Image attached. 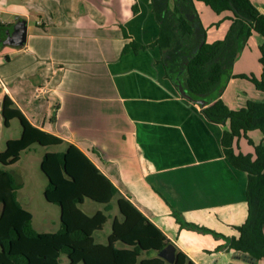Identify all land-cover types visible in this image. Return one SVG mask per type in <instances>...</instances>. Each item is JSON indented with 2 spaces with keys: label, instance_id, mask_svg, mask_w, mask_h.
<instances>
[{
  "label": "crops",
  "instance_id": "0c3cea01",
  "mask_svg": "<svg viewBox=\"0 0 264 264\" xmlns=\"http://www.w3.org/2000/svg\"><path fill=\"white\" fill-rule=\"evenodd\" d=\"M193 1L210 19L215 18L202 2ZM250 2L264 13V0ZM0 18L3 28L17 20L26 26L21 47L0 46V152L8 140L21 135L19 128L16 138L9 136L12 120L7 127L3 124L6 96L31 126L63 142L46 150L31 146L16 164L31 153L39 157L40 167L44 151H63L73 145L163 233L176 252L194 264H254L227 249L224 238L179 224L237 238L235 227L247 218V175L223 153L221 136L226 127L209 122L200 107L184 99L165 77L157 47L122 53L129 40L148 45L157 39L159 25L151 0H0ZM247 41L235 61L250 53L255 69L246 72L258 79L261 39L251 33ZM232 74L244 75L236 68ZM237 83L247 91L245 96L235 98L228 92ZM221 99L231 110H238L247 99L264 102V93L246 79L231 78ZM247 134L264 142L257 130ZM252 149L245 138L237 140L236 153L251 154ZM18 191L17 201L30 212L33 229L43 232L25 208L30 200L23 203ZM114 202L110 221L119 218ZM83 208L87 213L98 210L90 204ZM43 223L50 229L60 227L59 219Z\"/></svg>",
  "mask_w": 264,
  "mask_h": 264
},
{
  "label": "trees",
  "instance_id": "16d2710c",
  "mask_svg": "<svg viewBox=\"0 0 264 264\" xmlns=\"http://www.w3.org/2000/svg\"><path fill=\"white\" fill-rule=\"evenodd\" d=\"M196 1L214 14H230L231 25L224 40L205 43V30L193 0H151L159 25L157 39L148 45L129 40L122 53L157 47L165 77L181 96L198 105L209 122L226 127L221 136L223 153L234 168L247 175V218L235 227L238 237L227 238L193 224H179L188 230L224 238L227 249L256 264L264 259V148L254 146L247 133L257 130L264 138V102L248 101L244 107L231 110L221 95L231 78L246 79L264 93V13L250 0ZM251 33L261 39L258 79L232 74L233 63ZM123 36L129 38L124 31ZM1 116L5 127L17 120L21 135L8 140L0 152V264H61V256L65 257V264H167L157 256L169 244L163 233L73 145H66L63 151H44L42 155L40 170L47 180L43 195L47 203L59 208L60 227L53 233L36 232L30 212L17 201L20 186L10 167L31 146L46 150L63 142L31 126L6 96ZM240 137L253 147V155L235 152ZM86 200L102 209L85 212L81 207ZM113 200L119 218L112 219L106 242L98 243L95 233L101 232L109 220ZM173 264L194 263L176 252Z\"/></svg>",
  "mask_w": 264,
  "mask_h": 264
},
{
  "label": "rangeland",
  "instance_id": "374dc122",
  "mask_svg": "<svg viewBox=\"0 0 264 264\" xmlns=\"http://www.w3.org/2000/svg\"><path fill=\"white\" fill-rule=\"evenodd\" d=\"M193 5L195 8V11L197 13V16L205 30V43L207 44H211L213 42L216 41H221L224 40L225 37L227 36V33L229 31L231 22L228 20V17L230 16L228 13H220V14H215V18L210 19L209 16H207L205 10L199 6L195 1H193ZM6 18H4V16H2V21L5 20ZM2 26H0V31L2 30ZM3 38V37H2ZM247 40L244 43L247 44ZM253 44V41H249V46H251ZM243 49V48H242ZM252 50H255V48L253 47ZM249 51V50H248ZM242 50L240 51L237 59L240 56ZM250 53L245 52L244 56L241 58L240 62H234V68L232 66V70L236 68V71L240 74H244L248 77L253 76L254 78H257L254 73L251 71L250 72H246L247 70H253L255 69V67L253 66L251 59H250ZM257 64L259 65L258 61ZM227 89V85L226 88L224 89V91ZM232 92L233 96L235 98H239L242 96H245V92L247 94L246 90H242L239 89V84H235V85H230V88L228 90V92ZM223 94V93H222ZM261 97H263L261 95ZM223 101V100H222ZM251 101V99H247V102ZM224 102V101H223ZM228 108L229 106L226 105ZM230 109V108H229ZM19 124L17 122V120H12L11 121V126L9 128L8 134L9 136H11L12 138H16L18 136V131H19ZM249 136V134H247ZM249 138V137H248ZM251 141L253 139L249 138ZM255 144H254V143ZM254 146H262L264 148V142H256V141H252ZM250 147H252L251 145H249ZM253 148V147H252ZM253 151V149H252ZM254 151L251 153L253 155ZM244 154V153H242ZM37 159H39L38 156L34 155V154H28V157L25 159V155H23L21 157V161L13 166L10 167V169L12 168L15 175H16V182L20 183L22 185L21 189H19L18 191V196L19 198H21L23 200V203H26L25 200H30V202H28V204L25 206V208H27L28 210L30 209V211L33 213L34 215V219L37 222L35 223V227H37V224L39 226V231H43V232H50L51 230H57L58 225L56 224L55 227H53L54 229H50L49 226L45 227V225H43V221L44 220H52L55 221L57 223L58 221V215H59V208L54 205V204H48L44 197H43V193H42V189L44 188V186H46L47 184V180L45 178V176L42 174L40 167L37 165L38 161ZM27 174H25V172ZM31 204V205H30ZM87 204L92 205L95 209L101 210L102 206L98 205V204H94L91 203L90 201L86 200L85 203L83 204V206L81 207L82 210L84 209L83 207ZM85 211V210H84ZM86 212V211H85ZM110 224L111 221L108 220L106 222V224L104 225L103 229L101 232H97L95 233V241L98 243H102L104 244L106 241L104 239L105 235H108L110 232ZM41 232V233H43ZM153 254V253H152ZM151 254V256H152ZM154 255V254H153ZM61 264H65V257L61 256ZM256 264H264V259L259 260V262L257 261Z\"/></svg>",
  "mask_w": 264,
  "mask_h": 264
},
{
  "label": "water",
  "instance_id": "95a60500",
  "mask_svg": "<svg viewBox=\"0 0 264 264\" xmlns=\"http://www.w3.org/2000/svg\"><path fill=\"white\" fill-rule=\"evenodd\" d=\"M1 31L3 32L0 36V46L21 47L25 43L26 26L24 21L17 20L13 25L3 28ZM175 254V247L169 243L157 253V256L167 264H173L175 262Z\"/></svg>",
  "mask_w": 264,
  "mask_h": 264
},
{
  "label": "built area",
  "instance_id": "2783aa9c",
  "mask_svg": "<svg viewBox=\"0 0 264 264\" xmlns=\"http://www.w3.org/2000/svg\"><path fill=\"white\" fill-rule=\"evenodd\" d=\"M0 23H1V18H0ZM39 92H40V90H39ZM39 92H38V93H39Z\"/></svg>",
  "mask_w": 264,
  "mask_h": 264
}]
</instances>
